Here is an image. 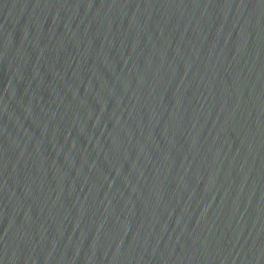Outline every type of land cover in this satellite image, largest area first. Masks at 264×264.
Segmentation results:
<instances>
[{
	"label": "water",
	"instance_id": "1",
	"mask_svg": "<svg viewBox=\"0 0 264 264\" xmlns=\"http://www.w3.org/2000/svg\"><path fill=\"white\" fill-rule=\"evenodd\" d=\"M0 20L174 264H264V0H0Z\"/></svg>",
	"mask_w": 264,
	"mask_h": 264
}]
</instances>
